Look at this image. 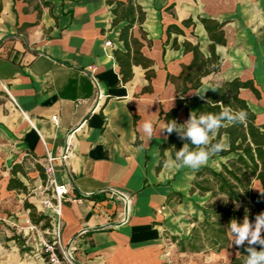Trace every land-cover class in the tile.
Here are the masks:
<instances>
[{
    "label": "crops",
    "instance_id": "0c3cea01",
    "mask_svg": "<svg viewBox=\"0 0 264 264\" xmlns=\"http://www.w3.org/2000/svg\"><path fill=\"white\" fill-rule=\"evenodd\" d=\"M138 3L146 12L147 40L139 26L134 34L153 64L134 65L133 78L123 83L115 50L124 49L119 36L125 23L113 25L109 0H0V149L8 158H34L41 165L48 155L55 158V178L67 195L60 204L53 199L56 209L47 212L53 225L61 223L63 243L74 241L80 264H228L238 253L230 232L229 246L220 252L181 251L177 243L191 237L195 219L205 218L211 193L193 190L197 173L206 167L220 172L235 155L215 154L193 171L169 166L174 158L165 149L158 170L169 142L161 113L178 107L179 94L167 76L192 62L184 43L211 56L213 41L200 21L210 18L224 24L226 43L215 45L220 69L187 95L197 97L191 111L199 109V95L209 86L252 79L260 96L250 88H242L241 96L264 124V0ZM99 91L104 98L97 106ZM188 118L180 108L177 120ZM147 121L151 136L143 130ZM221 142L229 148L226 134ZM262 190L255 179L252 191ZM117 194L131 200L126 222ZM241 204L251 206L254 222L255 206ZM83 229L87 234L78 237Z\"/></svg>",
    "mask_w": 264,
    "mask_h": 264
},
{
    "label": "trees",
    "instance_id": "16d2710c",
    "mask_svg": "<svg viewBox=\"0 0 264 264\" xmlns=\"http://www.w3.org/2000/svg\"><path fill=\"white\" fill-rule=\"evenodd\" d=\"M110 5H115L112 9L115 17L113 25H119L124 22L121 28L119 40L123 42L124 49L115 50V58L120 66L121 82L127 83L133 78V66L142 65L144 68H150L153 61L147 58L142 47L144 42L135 36L134 28L139 26L142 38L147 40L142 24L146 18V12L138 3V0H109ZM204 24L210 39L213 44L210 46L211 56L206 57L200 50L198 44H193L189 41L184 43L185 51L192 52L193 60L190 64H184L182 72L179 75L168 73L167 80L175 84L179 98L177 100L178 107L169 112L162 111L161 117L166 122L177 120V112L184 107L190 115L192 106L197 102V97L192 96L187 98L190 91L198 90L202 85V78L216 72L220 69V57L215 52L216 44H225L226 39L223 30V23L210 19L200 18ZM180 30V29H179ZM180 32L183 33L182 30ZM154 71L149 69L147 76L151 78ZM242 88L252 89L257 96L260 92L252 79L243 80L235 78L222 82L213 90H208L204 94V99L196 114L201 113H219L223 107H230L233 111L241 109L247 112V118L243 123L226 126L220 128L216 137L212 139V143L221 142L224 134L229 137V148L217 154L227 156L235 155L227 164L223 165L220 172H216L208 167L203 168L197 173V179L194 183L193 190H200L202 195L211 193V202L207 206L205 218L200 221L195 219L191 237L182 239L178 242L181 251L191 252H220L229 246V230L228 225L232 219L242 222L245 215L243 211L236 208L237 204L251 202L256 211L264 212V196L260 193L252 191L253 182L255 179L260 180L264 191V124H259L256 113L251 109L246 99L241 96ZM183 96V98H181ZM209 101V103H208ZM169 142L162 146V159L158 166L161 170L165 164V149H170L175 159V152L183 147L184 143H189L190 148H194L189 141H184L178 138L173 132L168 135ZM38 170L44 181L47 177L44 168L41 164L37 165ZM19 173L26 175V171L21 163H14L11 167V177L8 181V190H17L27 192V185L18 176ZM217 197L224 199L218 205L212 200ZM25 207L30 210L31 220L35 225H41L43 229L51 230L53 228L52 215L47 211H38L35 204L25 201ZM15 238V237H13ZM174 237L173 240H177ZM247 245L236 247L238 253L233 256L228 264H244L247 256ZM257 250H261L257 246Z\"/></svg>",
    "mask_w": 264,
    "mask_h": 264
},
{
    "label": "rangeland",
    "instance_id": "374dc122",
    "mask_svg": "<svg viewBox=\"0 0 264 264\" xmlns=\"http://www.w3.org/2000/svg\"><path fill=\"white\" fill-rule=\"evenodd\" d=\"M4 142L5 139L0 136V147ZM17 162L21 163L26 171L25 176L22 173L18 176L27 185V192L7 188L11 167ZM37 165L38 162H35L34 158L31 161L20 157L11 159L0 149V264H47L42 245L44 239L50 238L49 229L35 225L31 220L30 210L25 207V201H29L36 205L38 211H44L39 205V200L43 195L47 197L51 195L50 191L41 194L40 187L46 184L47 179L43 180ZM223 199L217 197L212 201L218 205ZM210 200L211 196L209 203ZM250 207L246 204L236 205L243 213L254 214ZM253 218L251 215L250 220ZM177 245L179 246L178 243ZM221 262L218 261L219 264Z\"/></svg>",
    "mask_w": 264,
    "mask_h": 264
},
{
    "label": "clouds",
    "instance_id": "9594fccd",
    "mask_svg": "<svg viewBox=\"0 0 264 264\" xmlns=\"http://www.w3.org/2000/svg\"><path fill=\"white\" fill-rule=\"evenodd\" d=\"M208 89L216 91L212 86ZM199 96L202 100L205 98L204 95ZM246 118L247 112L243 109L233 111L230 107H223L219 113L197 115L193 111L183 124H178L175 120L168 121L161 132L168 135L175 132L179 139L189 141L194 146L190 148L189 143H184L183 147L175 152V159L169 162V166L185 167L193 171L205 166L210 157L225 150L226 145L223 142L212 143V138L218 130L226 126V123L231 125L243 123ZM143 130L151 136L152 122H145ZM260 192L261 196H264V191ZM227 228L231 233L232 243L237 247L247 245L245 250L248 254L244 264H264V212L257 214L254 222L248 215L244 216L242 222L232 219ZM257 246L261 250L258 251Z\"/></svg>",
    "mask_w": 264,
    "mask_h": 264
},
{
    "label": "built area",
    "instance_id": "2783aa9c",
    "mask_svg": "<svg viewBox=\"0 0 264 264\" xmlns=\"http://www.w3.org/2000/svg\"><path fill=\"white\" fill-rule=\"evenodd\" d=\"M106 46L112 47L113 43L111 41L106 42ZM104 98V94L99 91L96 96L97 106L101 104ZM68 155H64L66 159ZM55 158L48 155L47 162L42 163L44 172L47 177V182L45 185H41V194L46 191H50V196L45 195L39 200L40 207L47 211L49 209H56V205L53 202L55 199L59 204L67 195V189L64 186L58 185L55 178L56 168H55ZM122 200L124 210L122 222H126L129 219L130 213V198L124 194H117ZM88 232V229H83L78 233V237H84ZM50 238L43 240V252L47 258V264H80L77 259V246L74 241H70L68 244H64L62 241V228L61 223L58 222L53 225V228L48 231Z\"/></svg>",
    "mask_w": 264,
    "mask_h": 264
}]
</instances>
